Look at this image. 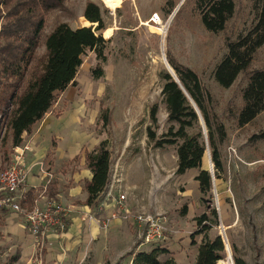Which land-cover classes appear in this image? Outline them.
I'll return each instance as SVG.
<instances>
[{
    "label": "rangeland",
    "instance_id": "rangeland-1",
    "mask_svg": "<svg viewBox=\"0 0 264 264\" xmlns=\"http://www.w3.org/2000/svg\"><path fill=\"white\" fill-rule=\"evenodd\" d=\"M88 1L99 5L106 27L100 31L108 41L105 77L91 78L90 67L96 61L87 53L76 77L77 86L59 93L51 109L56 117L63 109H83L90 124L79 123L82 127L79 131L84 128L93 142L99 141L94 129L99 109L107 106L112 115L108 135L112 167L119 158L127 163L134 159L143 173L141 177L137 171L132 174L134 186L130 190L132 194L126 203V212L120 211L119 206L112 207L107 213L98 206L91 208L100 221H113L105 228L108 230L106 248L102 247L97 256L95 250L85 246L86 256L82 262L74 259L76 262L71 264H131L136 252L155 248L168 251L160 255L161 261L173 258L179 264H194L205 233L210 237L220 235L224 242L223 262L218 264L230 260L235 264L233 252L247 264H264V140L251 139L254 134L264 131V111L250 124L238 126L235 114L242 105L246 75L241 74L229 88L222 87L214 77L217 65L227 53V37L236 40L255 24L258 0H235L236 9L226 30L218 33L205 28L200 13L194 8V0L186 3L185 0H64L61 7L46 16L45 34L60 22H66L72 28L85 25L83 11ZM171 4L175 8L170 13ZM181 6V18L175 23L174 17ZM154 15L160 17L162 25L151 21ZM167 53L199 74L213 97L209 108L216 115L214 121L225 126L226 138L218 143L223 165L218 177L208 150L203 158V169L211 170L213 166L215 180L209 194H202L195 180L200 169H189L182 175L176 173V146L152 148L148 141L149 111L154 103L158 104V125L153 127L157 135L166 132L171 125L160 79V73L166 69L164 55L167 59ZM44 54L45 46L40 45L33 67ZM263 66L264 46L257 52L251 69ZM205 131L206 127L202 126L204 136ZM216 138L218 140L217 134ZM12 157L9 137L6 148L0 152V177ZM50 157L45 161L47 172L51 170L48 168ZM123 176L124 186L128 182L126 170ZM115 181L111 172L99 202L118 199L120 193ZM21 208L19 212L0 210V264H7L12 257H18L15 264L26 263L19 235L23 232L31 234L26 222L30 209L23 202ZM115 211L117 217L111 219ZM143 211L165 218L164 235L157 243L141 244L136 215ZM203 213L211 219L206 222L209 226L206 232L204 224L200 225L196 220ZM47 237L45 244L35 238L33 257H37V261L32 260L30 264H51L52 260L46 259L49 253Z\"/></svg>",
    "mask_w": 264,
    "mask_h": 264
},
{
    "label": "trees",
    "instance_id": "trees-1",
    "mask_svg": "<svg viewBox=\"0 0 264 264\" xmlns=\"http://www.w3.org/2000/svg\"><path fill=\"white\" fill-rule=\"evenodd\" d=\"M63 1L0 0V152L6 148L9 137L11 148L21 145L34 125L51 109L59 93L77 86L76 77L87 53L96 61L90 67L91 78L105 77L108 41L100 32L106 27L101 9L95 2L88 1L83 11L85 25L93 22L97 23L95 27L72 28L68 23L60 22L45 34L46 16L61 7ZM194 3L203 25L213 33L226 30L236 9L235 0H194ZM174 8L171 4L168 12ZM181 13L182 6L174 17L175 23L180 20ZM225 44L227 53L217 65L214 77L222 87L229 88L241 74L246 75L242 105L235 114L237 125L243 127L264 111V66L251 69L257 52L264 46V0H258L255 24L236 40L227 37ZM40 45L45 46V54L33 67ZM167 59L178 79L166 69L160 73L161 93L171 125L166 132L157 135L153 127L158 125V104L154 103L149 111L148 141L152 148L176 146V173L182 175L189 169H200L195 180L201 193L209 194L212 175L202 168L203 158L208 150L218 177V172L223 170L218 143L226 138L225 126L222 122L215 123L216 115L209 108L213 97L199 74L168 53ZM200 118L207 129L206 136ZM111 122V110L101 106L94 128L98 143L91 150H82L70 161L80 162L84 157V166L91 172V179L83 181V190L87 194L83 203L90 208L97 206L100 194L110 181L112 160L108 135ZM251 139L264 140V131L254 134ZM43 190L48 198L57 200V181L50 178L45 186L24 192L22 202L31 209ZM196 220L200 225L204 224V231L209 228L206 222L211 219L207 213ZM224 248L220 235L210 237L205 233L194 264H218L224 258ZM167 252L162 248L139 251L134 254L131 264H179L173 258L161 261L160 255ZM17 260L18 257H12L7 264H15ZM233 260L235 264H247L234 252Z\"/></svg>",
    "mask_w": 264,
    "mask_h": 264
},
{
    "label": "crops",
    "instance_id": "crops-1",
    "mask_svg": "<svg viewBox=\"0 0 264 264\" xmlns=\"http://www.w3.org/2000/svg\"><path fill=\"white\" fill-rule=\"evenodd\" d=\"M53 113L54 110L49 109L45 116L34 125L32 132L25 136L24 142H28L31 149L24 160L23 166L27 176L22 192L45 186L50 178L57 181L56 201L70 210L71 219L65 231L48 233L46 245L49 247V253L46 259H51V264H71L76 262L74 259L82 262L86 256L85 246L95 250V255L98 256L101 248H106L107 245V228L105 229L99 221L87 219L85 215L90 207L83 203L87 197L83 190V181L91 179V172L84 166V157L80 162H70L84 146H86L85 149L90 150L98 141L91 142V137L84 128L79 131L82 128L79 123L90 124V118L83 109H63L61 113H58V117ZM49 155L51 157L48 168L51 170L47 172L45 161ZM112 166L111 172L115 177L126 170L128 182L124 184V187L129 191L134 186L131 178L134 171H137L140 177L143 173L142 170H138L140 165L134 159L127 163L119 158L114 168ZM102 203L105 207L100 206L101 211L107 213L111 210V203L107 200ZM98 204L100 205L99 201ZM112 222L110 221L109 224ZM19 237L25 264H30L32 260L37 261V257H33L36 251L34 243L36 237L26 232Z\"/></svg>",
    "mask_w": 264,
    "mask_h": 264
},
{
    "label": "built area",
    "instance_id": "built-area-1",
    "mask_svg": "<svg viewBox=\"0 0 264 264\" xmlns=\"http://www.w3.org/2000/svg\"><path fill=\"white\" fill-rule=\"evenodd\" d=\"M156 18H158V15L151 17V21L155 22ZM30 149L31 146L28 142H23L21 145L13 147L11 162L0 177V210L8 209L13 212H19L22 209L21 202L24 194L22 186L27 176L23 165L27 152ZM123 181V173H120L117 175L115 181V186L120 194L118 195V199L109 203L112 204L113 208L119 206L120 211L126 212V203L132 193L123 186ZM104 201H100V205H97L98 208L104 206L102 203ZM85 215L87 219L101 222L104 228L109 226V222L100 221L91 208H88ZM116 217L115 211L112 213L111 219H115ZM70 219V210L66 206L57 203L56 200L48 198L45 190L40 193L39 198L26 215L27 227L30 233L38 241H41L42 244L46 243L49 231H55L56 233L65 231L69 226ZM136 220L142 245L157 243L162 239L165 230V218L162 215L143 211L136 215Z\"/></svg>",
    "mask_w": 264,
    "mask_h": 264
},
{
    "label": "water",
    "instance_id": "water-1",
    "mask_svg": "<svg viewBox=\"0 0 264 264\" xmlns=\"http://www.w3.org/2000/svg\"><path fill=\"white\" fill-rule=\"evenodd\" d=\"M91 24H90V26H93V27H95L96 25H97V23H93V22H90ZM90 26H86V27H90ZM102 34V36L104 37V35H103V32L101 33ZM105 38V37H104ZM164 59H165V61H166V69H167V71L178 81V79H177V76H176V74H175V72H174V70H173V68L170 66V64L168 63V60L166 59V57H165V55H164ZM200 123L202 124V126H203V128L205 129V124H204V121H203V119L202 118H200ZM205 133H206V131H205ZM213 166L211 167V170H209V172L211 173V175H212V181L214 182V180H215V178H214V172H213ZM231 254V253H230ZM231 258H232V256H231Z\"/></svg>",
    "mask_w": 264,
    "mask_h": 264
},
{
    "label": "bare ground",
    "instance_id": "bare-ground-1",
    "mask_svg": "<svg viewBox=\"0 0 264 264\" xmlns=\"http://www.w3.org/2000/svg\"><path fill=\"white\" fill-rule=\"evenodd\" d=\"M118 2L119 0H108V2ZM156 24L157 25H159V24H163V22H162V20L160 19V17L158 16V18H156ZM147 24V23H146ZM85 26H90V25H85ZM152 27V26H151ZM104 35V34H103ZM105 37V36H104ZM106 38V37H105ZM166 62V61H165ZM169 63V62H168ZM227 248H228V244H227ZM229 249V248H228ZM219 262H223V261H219ZM226 264H233L232 262H231V260L229 261V262H226Z\"/></svg>",
    "mask_w": 264,
    "mask_h": 264
}]
</instances>
